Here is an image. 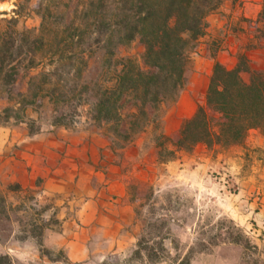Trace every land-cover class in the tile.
<instances>
[{
  "label": "rangeland",
  "instance_id": "obj_1",
  "mask_svg": "<svg viewBox=\"0 0 264 264\" xmlns=\"http://www.w3.org/2000/svg\"><path fill=\"white\" fill-rule=\"evenodd\" d=\"M227 1L223 0L221 6L206 17L205 34L191 53L186 82L175 101L165 102L160 117L146 125L125 146L119 147L122 141L115 139L110 147L106 136L108 125L98 124L91 118L93 83L96 79L105 82L109 75L98 55L87 58L88 64L80 77L71 72L68 86L74 88L76 84L77 89L66 91V101L56 105L45 97L41 104L25 105L17 111L22 121L15 118L14 112L7 121L0 118V188L5 189L9 183L23 187L21 192L7 191L12 221L9 238L0 241V253L8 254L13 264H177L185 254L190 256V264H264V231L257 224L262 218L245 209L237 181L248 171L249 159L264 156V148L253 152L255 149L244 144L254 140L250 139L249 131L241 142L235 143L248 148L245 154L238 153L244 152L241 148L229 149L231 145L198 143L191 149L177 150L174 157L168 159L180 128L174 130L176 120L188 112L192 104L196 109L204 101L206 86L202 74H206L210 66L203 58V50L207 48L210 60L218 47L214 41H206L207 29L211 25L210 18ZM17 2L21 3V8L15 14ZM38 4L42 10L48 7L51 11L46 13L45 38L53 41L55 34H60L58 27L62 22H66L68 16L69 20H74V8L82 5V0H0V31L14 27L19 31L38 32L41 23V16L36 12ZM11 17L14 21L8 22ZM143 50L141 42L135 39L120 46L116 54L141 61ZM37 72V69L20 68L10 87L14 99L10 100L0 87V109L14 105L20 94L27 93L29 75ZM64 78L67 79V75ZM55 116L63 117L68 127H53ZM31 120L34 128L40 127L39 132L30 133ZM164 125L169 133L165 132ZM212 149L214 153L240 155L241 171L237 173L232 164H223L222 160L210 167L204 178L199 171L190 169L197 154ZM42 164L48 167L43 170ZM110 165L113 166L111 171ZM96 171L106 177L98 180L101 175H96ZM73 175L74 191L69 183ZM120 177L126 183L125 201L131 206V214L129 225L124 227L128 232L118 236L120 245L112 247L108 245L110 238L105 229L112 223L114 212L110 209L102 212L99 208L98 218L86 226L84 222H89L94 214L92 209L97 210V207L90 202L94 192L84 191V188L88 182L100 184ZM44 181H49V186L59 191L43 192ZM55 184H59L58 187ZM237 205L245 206L246 213L237 212ZM43 219L50 221L46 224ZM72 222L77 254L74 260L67 256L63 244L73 234L62 230L65 223ZM31 224L45 225L41 236L43 247L38 245L34 236L37 230L34 231ZM81 227L88 229L81 230ZM237 234H242L241 240L234 243L231 240ZM86 237L89 241L80 248V241ZM82 252L86 256L83 257Z\"/></svg>",
  "mask_w": 264,
  "mask_h": 264
},
{
  "label": "trees",
  "instance_id": "obj_2",
  "mask_svg": "<svg viewBox=\"0 0 264 264\" xmlns=\"http://www.w3.org/2000/svg\"><path fill=\"white\" fill-rule=\"evenodd\" d=\"M222 2L82 0V5L74 8V20H69L68 16L66 22H62L63 28L58 27L60 34H55L53 41L45 38L46 13L51 11L45 7V12L38 4L36 12L41 16L38 32L19 31L14 27L0 31V87L10 100L14 99L10 87L20 68L38 70L29 75L27 93L20 94L14 105L0 109V118L7 121L14 112L15 118L22 121L17 111L25 105L41 104L45 97L56 105L66 101V91L77 89L76 84L74 88L68 86L71 72L80 77L88 64L87 58L98 55L109 75L105 82L96 79L93 83L91 118L98 124L108 125L106 136L110 147L115 139L122 141L119 147L125 146L146 125L160 117L165 102L175 101L186 82L191 53L205 34L206 17ZM20 8L21 3L17 2L15 14ZM260 18L264 25V4ZM7 21H14V17ZM260 34L264 35V26ZM135 39L143 45L141 61L131 56H117L120 46ZM242 72L249 73L248 80L243 79ZM31 121L30 133L39 132L40 127L34 128ZM51 125L68 127L61 116H55ZM251 129L259 130L264 137V71L251 69L244 53L238 54L232 68L215 60L204 101L181 123L168 159L174 157L177 150L191 149L198 143L223 147L239 143ZM22 190L19 183L0 188V241L10 236L12 219L7 191ZM42 221L47 224L50 219ZM44 228L45 225L32 228L37 230L34 236L40 247H43ZM241 236L237 234L231 241L239 243ZM0 264H13L12 258L0 253ZM177 264H190V256L185 254Z\"/></svg>",
  "mask_w": 264,
  "mask_h": 264
},
{
  "label": "crops",
  "instance_id": "obj_3",
  "mask_svg": "<svg viewBox=\"0 0 264 264\" xmlns=\"http://www.w3.org/2000/svg\"><path fill=\"white\" fill-rule=\"evenodd\" d=\"M263 4L264 0H238L237 2L228 0L225 5L220 8L218 13L210 18L211 25L207 29L208 34H206L209 40L207 38L206 41H214L217 43L218 47L214 56L211 57L210 60L207 59V48H204L203 50V58L207 60L206 62L210 66L208 67L206 74H202V79L205 80V86H207L209 76L211 74L210 70H212V65L215 60L222 63L227 68H232L236 65L237 56L239 53H244L246 55L251 69L264 71V35L260 34V29L263 25V21L260 18V11ZM205 44L207 45L208 43L206 42ZM241 75L244 80H248V72H242ZM194 111L195 105L192 104L190 110L185 114H181L176 120V126L174 130L177 131L181 121L184 118L190 117ZM164 130L166 133L170 132L166 125H164ZM249 133L251 134L250 139L254 138V140L244 144L250 147V149H255L253 152H259L264 148V137L257 129H251L249 130ZM244 144H241V146L234 144L231 145L229 149L241 148L244 152L238 153H240V155L245 154V151H248V148H246ZM203 148L207 151L206 147ZM213 151L214 150L212 149L209 152H204V154H197L194 157L193 165H190V169L199 171L201 173V177L204 178L207 174V170L222 160L223 164H232L233 166L231 167L235 168L237 173L241 171L243 164L240 155L230 156L224 152L214 153ZM249 161V169L248 171H245L246 174L244 173L241 177L237 178V181L239 182L238 185L240 186V191L242 193L239 194V196L243 198L241 201H245L246 208L245 206L241 207V205H237L235 209L237 212L246 213L244 211L245 208L249 214L254 212V214L260 215L262 219L260 223L257 222V224L262 227L264 231V156L253 157L251 160L249 159ZM44 164L40 165L42 166L43 170L48 165L46 164L44 168ZM111 170H113L112 165H110V171ZM89 172L92 173L91 170ZM94 173L99 176L101 175L98 180L106 177L100 171H96ZM58 179L62 180L60 178ZM86 179H88L87 175ZM44 182L43 192L54 193L59 191L57 188L50 187L49 181ZM55 182L57 183V181ZM64 182L66 183V181ZM64 182L63 180L61 181V183ZM69 183L71 184V189L74 191V175L70 179ZM55 185L58 187L59 184ZM87 190L94 192V194L91 196L92 201L90 202L96 204L97 210L92 209V213L94 214L90 216L89 222H84L85 225H90L92 221L98 218V214L96 215V213H98L99 208L102 212H105L104 210L109 211L110 209L114 212V215L112 223L108 224L107 228L105 229L109 234L108 237L110 238L108 240V245L112 247L120 245L121 242L120 240L118 241V236H121L124 232H128L127 228L124 227L126 224V226L129 225L128 220L131 214V206L127 201H125L127 188L123 177L107 179L106 182L100 184L88 182V185H86L84 188V191ZM255 194L256 196L254 197ZM110 198H113V201H110ZM257 200H259L258 203ZM98 203H100V206ZM239 207H241V211H239ZM249 209L251 210L249 211ZM105 214L107 213H104V215ZM93 226H95V223ZM84 229L87 230L88 228L81 227V230ZM62 230L63 232L70 231L71 234H73L72 236L68 235L71 238L64 240L63 244L66 246L67 256L74 260L77 258V254L74 252V222L65 223ZM127 237L128 235H126V238ZM88 239V237L82 239L78 246L80 248L85 247L89 241ZM82 256L84 257L86 254L83 255L82 252Z\"/></svg>",
  "mask_w": 264,
  "mask_h": 264
}]
</instances>
